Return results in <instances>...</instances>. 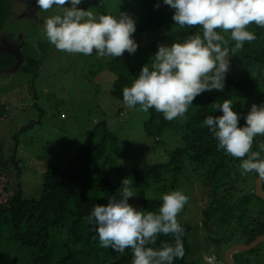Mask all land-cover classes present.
<instances>
[{"label": "rangeland", "instance_id": "374dc122", "mask_svg": "<svg viewBox=\"0 0 264 264\" xmlns=\"http://www.w3.org/2000/svg\"><path fill=\"white\" fill-rule=\"evenodd\" d=\"M142 5L143 0H83L77 7L90 10L94 14L118 15L119 12H124L136 22ZM21 7L17 1L15 17L8 21L3 34L6 33L12 42H22L20 47L26 43L22 54H26L27 59L33 57L35 63L30 73L22 71L21 68L29 66L26 65L25 59H21L18 62L20 65L14 66L19 65L17 69H8L0 74V158L3 157L8 164L16 157L26 166L33 162L42 168H69L75 164L89 132L98 123L105 121L107 128L118 138L119 147L124 148L126 153L118 157L112 156L108 172L113 190L97 194L100 204L106 205L109 196L118 194L124 178L133 180L132 199L162 201L163 194L180 190L187 195L188 203L177 219L178 222L190 225L192 229L188 234L191 248L188 262L223 264L221 261L228 246L214 242L213 234L217 238L224 232L227 237L234 234L236 217L246 202H243V197L250 194L256 180L240 184L244 189H240L238 194H233L238 198L236 202H232L227 196L225 199L220 196L216 199L217 191H212L210 186L205 184V172L192 165L186 158L180 171L168 169L159 182L137 184L133 175L135 170L148 166L169 165L171 152L181 145L180 133L175 129L167 130L161 141L149 137L143 128L149 119V111H140L139 106L128 108L111 94L116 75L109 68L110 63L121 58L138 67L150 64L158 45H170L173 41L182 40L190 34L191 28H180L174 23L168 38L160 39L158 34L151 31L142 34L136 28L134 39L138 49L134 54L125 52L121 57L112 58L98 57L93 52L92 55L85 56L58 51L44 37V20L53 15H62V7L53 6L47 11L38 7L40 25L35 24L36 19L33 23L22 17ZM221 33L225 36L227 44H230V33ZM229 56L230 69L225 86L228 78H239L246 70L237 58ZM257 87L245 90L246 94L249 93L248 96L232 99L233 110L241 114L239 123L242 125L245 123L242 117L248 113L250 106L254 103L259 105L264 101V84ZM176 120L181 121V117ZM261 138H264V135H257L253 141L258 142ZM233 171L229 169L228 176L229 182L233 181L235 184V175L230 176ZM3 173L8 176L9 191L14 193L17 179L12 166L9 164ZM23 175L26 176L24 179H29L28 170L21 172V177ZM22 182H25L23 188L25 187L28 196L29 193L35 192L33 184L29 187L23 177ZM214 202L216 203L213 204ZM218 209H223V226L215 224L213 233H208L213 221H210L207 227L206 221L218 216ZM240 242L243 240H237L233 245ZM262 248L263 245L258 247L260 253ZM239 255L244 256L246 252ZM209 258H212L211 261Z\"/></svg>", "mask_w": 264, "mask_h": 264}, {"label": "clouds", "instance_id": "9594fccd", "mask_svg": "<svg viewBox=\"0 0 264 264\" xmlns=\"http://www.w3.org/2000/svg\"><path fill=\"white\" fill-rule=\"evenodd\" d=\"M83 0H36L39 9L62 7V15H53L43 22V34L58 51L98 57H121L134 54L135 20L124 12L118 15L94 14L79 7ZM174 10L173 21L180 28L201 26L202 36L187 34L170 45L160 44L150 64L143 66L130 87L123 89V103L128 108L148 112L155 109L166 120L183 118L189 105L205 91H223L230 69L229 50L225 36L235 42V50L256 39L248 30L250 24L264 27V0H162ZM68 5V7H65ZM159 7V5H157ZM220 30V32L217 31ZM234 102L224 99L216 104L220 116L208 115L203 124L217 140V150L241 159L242 175L255 173L264 179V144L261 151H252L257 135H264V102L252 104L242 118L233 110ZM133 180L124 178L118 194L111 195L106 205L95 204L86 217L94 226L100 247L123 253L132 252V264H174L184 256V228L178 214L188 203L180 190L161 196L158 211L145 212L129 203L133 197ZM159 235L174 237V243H156ZM212 258H209L211 261Z\"/></svg>", "mask_w": 264, "mask_h": 264}, {"label": "trees", "instance_id": "16d2710c", "mask_svg": "<svg viewBox=\"0 0 264 264\" xmlns=\"http://www.w3.org/2000/svg\"><path fill=\"white\" fill-rule=\"evenodd\" d=\"M14 5V0H0V35L13 17ZM173 14L174 10L164 5L162 0H143L142 9L136 17L137 31L142 34L151 31L158 34L159 39L168 38L172 32L171 25L175 23ZM248 30L255 33L256 39L245 42L243 48L235 50V42L232 40L230 44L223 45L228 48L229 55L237 58L246 68L239 78H228L223 91H205L197 96L181 121H168L163 113L149 109V119L143 125L146 134L161 141L167 130L175 129L180 133L181 145L171 152L168 166L156 165L135 170L133 175L137 184L159 182L168 169L180 171L186 158L205 172L206 185L212 175L215 179L226 176L231 162L229 155L223 150H217L218 142L203 121L208 115L223 114L221 110H216L215 105L221 104L224 99L248 96L245 90L264 84V27L253 23L248 26ZM217 31L220 32L219 29ZM202 32L199 25L189 30L190 34L201 36ZM24 59L29 67L21 69L24 73H30L34 58L27 59L24 54ZM15 65L13 57L0 53V74ZM109 68L116 75L111 94L123 103L124 87L131 86L142 67L118 58L110 63ZM1 145L2 142L0 150ZM125 153L126 150L119 147L118 138L103 121L89 132L75 164L69 168H42L33 162L26 166L18 158H12L9 164L17 179L14 193L9 191L8 176L3 173L9 164L1 157L0 264H132L130 249L120 253L100 247L94 226L86 222L93 206L100 204L97 194L113 190L108 172L112 156L118 157ZM25 170L29 171V179H24L26 176L23 175V181L28 182L29 187L33 184L35 191L29 193V196L25 193V182H22L21 177V172L25 173ZM129 203L141 207L145 212H156L162 201L129 198ZM222 211L218 209V220H221ZM245 213V219L251 218L248 210ZM209 221H206L205 226ZM179 223L184 228V256L174 260V264H193L188 262L191 254L188 241L191 226ZM162 242L172 244L174 237L159 235L156 243L149 246L159 248Z\"/></svg>", "mask_w": 264, "mask_h": 264}, {"label": "flooded vegetation", "instance_id": "af4514ba", "mask_svg": "<svg viewBox=\"0 0 264 264\" xmlns=\"http://www.w3.org/2000/svg\"><path fill=\"white\" fill-rule=\"evenodd\" d=\"M20 2L21 4V13H22V17H26L29 20H31L33 23L35 21V24L40 25L41 24V20L40 18L37 16L38 14V6L36 5V0H17ZM14 5V11H13V17H15V6H16V2ZM34 20V21H33ZM3 40V41H2ZM24 40V39H23ZM1 41L3 42V46L2 50L3 51H7L11 54H13L14 56L17 57L18 61H20L22 57V48L23 46L20 47V44L22 42L19 43H15L14 41L12 42L11 40H8L6 38H4V36L0 37V44ZM17 64V61H16ZM264 102V101H263ZM264 144V138H261L258 142H254L252 143V151H261L260 149V145ZM261 156H264V151H261ZM229 158L231 160V162H229V169L234 170L231 175H235V179L236 182L235 184H233V181L229 182V176L228 173L226 174V176H223L221 179H215L214 175H212L208 181V185L210 186V188L212 189V191L216 190L217 193L215 194V198L218 199V197L220 196V198L225 199V197H229L232 202H236L237 201V197L234 196L233 194H238L240 189H244L243 186H240V184L242 182L245 181H251V180H256L253 183V188L250 191L249 195H246L243 197V202L245 203V205L239 209V213L238 216L236 217V224H235V232L233 235L227 237L225 236V232L220 234L219 238H217L216 235L213 234V240L214 242H217L218 244H220L221 246L223 245H227L229 246V248H231L233 246V243L235 241H239V240H243V242H240L241 244H250L252 242H254L255 240H257L260 237H264V203L262 204L261 200L255 193H256V182L258 180V176L253 172V173H248L245 175L241 174V171L239 169V165L241 162V159L243 158H237L235 159L234 157H231L229 155ZM238 174H241V176H238ZM220 180V181H219ZM248 185V184H247ZM263 191H264V183H263ZM242 202V201H241ZM264 202V201H263ZM216 202H214L215 204ZM239 204V203H238ZM263 208V209H262ZM248 210L249 215L251 218L245 219L244 216L246 215V211ZM256 214V216H255ZM219 218L213 217L211 218L210 221H213L212 224V230H211V234L213 233V229H214V225H222L223 226V220H222V216H221V220H218ZM209 221V223H210ZM208 226V225H207ZM206 226V227H207ZM221 226V227H222ZM260 245H263V250L261 249V253L258 250V247ZM258 247H256L255 249L246 252V255L241 256V255H236L234 256V260L235 262H237L238 264H264L262 262V253H264V243L260 244ZM226 246V247H227ZM264 256V255H263ZM240 257H243V259ZM264 258V257H263ZM221 263L226 264L225 263V256L223 257Z\"/></svg>", "mask_w": 264, "mask_h": 264}, {"label": "water", "instance_id": "95a60500", "mask_svg": "<svg viewBox=\"0 0 264 264\" xmlns=\"http://www.w3.org/2000/svg\"><path fill=\"white\" fill-rule=\"evenodd\" d=\"M1 36H4V37H7V41L9 40V37L8 35L5 33V34H1ZM3 41V40H2ZM1 41V44H0V53L1 54H6L8 56H11V57H15L13 54L7 52V51H3L2 50V47L3 46V42ZM16 58V57H15ZM14 58V59H15ZM22 60H24V54H22ZM17 59V58H16ZM15 59V60H16ZM17 61V64H19L18 62V59L16 60ZM16 64V65H17ZM20 65V64H19ZM18 65V67H19ZM18 67H13L11 69H17ZM256 195L264 201V191H263V183H264V179H261L260 177L258 178L257 182H256ZM212 226L213 224L211 223L210 226H209V230H208V233L211 232L212 230ZM264 243V237H260L258 238L257 240H255L254 242L246 245V244H237V245H234L232 246L231 248L227 249L226 251V254H225V263L226 264H238L237 262H235L234 260V255L235 254H239V253H244V252H248V251H251L253 249H255L256 247H258L260 244ZM229 247V246H228Z\"/></svg>", "mask_w": 264, "mask_h": 264}, {"label": "crops", "instance_id": "0c3cea01", "mask_svg": "<svg viewBox=\"0 0 264 264\" xmlns=\"http://www.w3.org/2000/svg\"><path fill=\"white\" fill-rule=\"evenodd\" d=\"M237 244H241V243H237ZM234 246V245H233ZM236 255H239V254H235L234 256H236Z\"/></svg>", "mask_w": 264, "mask_h": 264}]
</instances>
